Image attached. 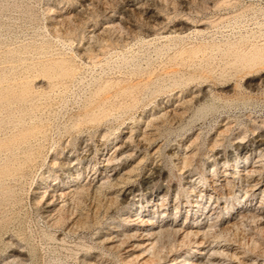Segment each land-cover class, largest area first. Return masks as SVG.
<instances>
[{
    "label": "rangeland",
    "instance_id": "374dc122",
    "mask_svg": "<svg viewBox=\"0 0 264 264\" xmlns=\"http://www.w3.org/2000/svg\"><path fill=\"white\" fill-rule=\"evenodd\" d=\"M262 188L264 0H0V264H264Z\"/></svg>",
    "mask_w": 264,
    "mask_h": 264
},
{
    "label": "bare ground",
    "instance_id": "6f19581e",
    "mask_svg": "<svg viewBox=\"0 0 264 264\" xmlns=\"http://www.w3.org/2000/svg\"><path fill=\"white\" fill-rule=\"evenodd\" d=\"M197 26V25H196ZM198 28V26H197ZM201 28V27H200ZM262 141V140H261ZM256 142V141H255ZM121 148V147H120ZM258 150V149H256ZM257 152V151H256ZM263 156V155H262ZM261 158V157H260ZM247 159V158H245ZM248 160V159H247ZM251 160V159H250ZM260 160V159H259ZM107 161V160H106ZM257 161V160H256ZM246 163V162H245ZM254 164V163H252ZM101 166V165H100ZM110 166V165H109ZM236 166V165H235ZM245 166V165H244ZM261 166V165H260ZM232 167V166H231ZM116 168V167H115ZM260 168V167H259ZM235 169V168H234ZM251 169V168H250ZM262 169V168H261ZM115 170V169H114ZM242 170V169H241ZM253 170V169H252ZM229 171V170H228ZM250 171V170H249ZM104 172V171H103ZM236 172V171H235ZM241 172V171H240ZM247 173V172H246ZM252 174V172H250ZM258 173V172H257ZM118 174V173H117ZM220 174V173H219ZM104 175V174H102ZM116 175V174H115ZM221 175V174H220ZM236 175V174H235ZM240 175V174H239ZM246 175V174H245ZM94 176V175H93ZM111 176V175H110ZM225 176V175H224ZM238 176V175H237ZM209 179H210V176H208ZM226 177V176H225ZM224 177V178H225ZM242 177V176H241ZM259 177V176H258ZM100 178V177H99ZM106 178V176H105ZM117 178V177H116ZM243 178V177H242ZM248 178V177H247ZM261 178V177H260ZM263 178V177H262ZM104 179V178H103ZM115 179V178H114ZM250 179V178H249ZM250 181V180H248ZM220 183H217L216 181H213L212 182V185H213V191L214 193L216 194V197H222L224 194L226 193H229L230 192V188H229V185H230V181L228 179H223L221 181H218ZM201 183V182H200ZM196 184V183H195ZM193 185V184H192ZM200 187V185H199ZM250 189V188H248ZM263 189V188H262ZM264 190V189H263ZM127 192V191H126ZM165 193V192H164ZM252 193V192H251ZM261 194V193H260ZM263 195V194H262ZM211 196V195H210ZM247 197V196H246ZM253 197V196H252ZM262 197V196H261ZM211 198V197H210ZM255 198V197H254ZM155 199V198H154ZM217 199V198H216ZM221 199V198H220ZM252 199V198H251ZM160 200V199H159ZM211 200V199H210ZM209 200V201H210ZM252 201V200H251ZM201 202V201H200ZM217 202V201H216ZM256 202V201H255ZM205 203V202H204ZM201 205V204H200ZM206 205V204H205ZM242 205V204H241ZM152 206V205H151ZM155 206V204H154ZM223 206V205H222ZM247 206V205H246ZM162 207V206H161ZM183 207V206H182ZM209 207V206H208ZM213 207V206H212ZM143 208V207H141ZM158 208V207H157ZM181 208V207H180ZM184 208V207H183ZM226 209V208H225ZM224 209V210H225ZM146 210V209H145ZM206 210V209H205ZM244 210V209H243ZM152 211V210H151ZM167 211V210H166ZM230 211V210H229ZM138 212V211H137ZM162 213V212H161ZM202 213V212H201ZM204 213V211H203ZM166 214V213H165ZM188 214V213H187ZM211 214V213H209ZM208 214V215H209ZM161 215V214H160ZM217 215H218V212H217ZM243 215V214H242ZM136 216V215H135ZM221 216V215H220ZM232 216V215H231ZM244 216H247V217H254L258 220L257 224L260 226L259 228H264V209L263 208H260L259 206L258 207H253L251 209H246L245 212H244ZM148 217V216H147ZM156 217V216H155ZM176 217V216H175ZM207 217V216H206ZM217 217V216H216ZM153 218V216H152ZM198 218V217H197ZM158 219V218H157ZM174 219V217H173ZM210 219V218H209ZM219 219V218H218ZM222 219V218H221ZM246 218L243 219V221H245ZM149 220V219H148ZM156 220V219H155ZM163 220V219H162ZM193 220V219H192ZM200 220V219H199ZM224 220V219H223ZM205 221V220H204ZM203 222V221H202ZM202 222H198V223H184V224H178L176 222H172V223H164V222H161L158 224V226L154 227L155 228H158V231L160 232H163L166 228V226H169L171 228L172 226V229H174L176 231V235L177 233L182 237V239H185L186 237H193L194 238V243L196 244L197 247H199V251H198V254L199 256H197L194 261L190 264H204L205 262H208L209 264H221L220 259L221 257L219 256H215V255H212L211 257V254L209 252H207V247H204L205 245V237L207 234L210 233V231L212 230V228H216V235L218 236H222V235H225V234H228L230 233L231 231L233 230H236L238 231L239 229V225L242 223V221L238 220L237 218H232L230 221H226L228 222V224H219V221H216V223L214 224H205V223H202ZM130 223V222H129ZM180 223V222H179ZM182 223V222H181ZM210 223V222H209ZM147 225V224H146ZM129 227V226H128ZM147 228V227H146ZM136 229V228H135ZM143 229V228H142ZM211 229V230H210ZM116 230V229H115ZM148 231V230H147ZM214 231V230H213ZM146 232V231H145ZM159 233V232H158ZM155 234V233H154ZM212 234V233H211ZM113 235V234H112ZM116 235V234H115ZM160 235V234H159ZM168 235V234H167ZM224 237V236H223ZM140 238V237H139ZM157 238V236H156ZM114 239V238H113ZM217 239V238H216ZM220 239V238H218ZM225 239V238H224ZM129 240V239H128ZM151 241V240H149ZM156 241V240H155ZM231 241V239L229 240ZM162 242V241H161ZM210 242V240L208 241ZM237 242V241H236ZM110 243V242H109ZM150 243V242H149ZM192 243V242H191ZM214 243V242H212ZM232 243V242H231ZM239 243V242H238ZM141 244V243H140ZM175 244V243H174ZM257 244V243H256ZM190 245V244H189ZM194 244H192L193 246ZM218 245V244H217ZM152 246V245H151ZM150 246V247H151ZM226 250H227V255L226 256H229L228 258H230V263L228 264H231V263H235V264H246V260H245V256H243L244 252L241 251L239 248H232L231 245H223ZM154 247V245H153ZM174 247V246H173ZM212 247V246H211ZM260 247V246H259ZM215 248V247H214ZM214 248H210V250L214 251ZM153 249V248H152ZM197 249V250H198ZM245 249V248H244ZM178 250V249H177ZM224 249V251H226ZM243 250V249H242ZM153 252V251H151ZM157 252V251H156ZM149 253V252H148ZM189 253V252H188ZM196 253V252H195ZM252 253V252H251ZM151 254V253H150ZM153 254V253H152ZM180 254V253H179ZM185 254V253H184ZM242 254V255H241ZM176 255V254H175ZM182 256V255H181ZM193 256V255H192ZM191 256V257H192ZM144 257V256H143ZM153 257V256H151ZM174 257V256H173ZM186 257V256H185ZM184 257V258H185ZM145 259V258H144ZM172 259V257H171ZM224 259V258H223ZM154 260V259H153ZM150 261V260H149ZM152 261V259H151ZM171 261V260H170ZM177 261V258H173L172 259V262H175V263H172V264H179ZM179 261V260H178ZM182 261V259H181ZM223 261V260H222ZM228 261V260H227ZM249 261V260H248ZM150 263V262H149ZM166 263V262H165ZM206 263V264H208ZM142 264V263H141ZM147 264V263H146ZM160 264V263H159ZM163 264V263H162ZM170 264V263H169ZM180 264H187V263H180ZM250 264H263L261 261H258L256 260V262H252Z\"/></svg>",
    "mask_w": 264,
    "mask_h": 264
}]
</instances>
